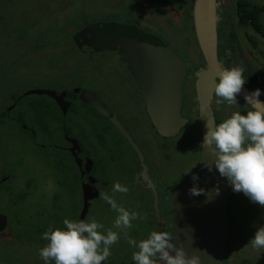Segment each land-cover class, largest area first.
Returning a JSON list of instances; mask_svg holds the SVG:
<instances>
[{"label": "rangeland", "instance_id": "374dc122", "mask_svg": "<svg viewBox=\"0 0 264 264\" xmlns=\"http://www.w3.org/2000/svg\"><path fill=\"white\" fill-rule=\"evenodd\" d=\"M248 1L264 3V0ZM140 3L147 6L143 21H140V28H149L155 34L157 32L162 39L180 49L186 54L190 75L196 72L193 64L197 50L192 43L190 24L186 23L189 15L185 17L186 9L179 8V4L174 8V4L168 2L158 5L156 0H0V24L6 26L7 33L6 38L0 39V105L3 106L13 98V82L22 76L24 70L27 72L29 83L39 82L37 89L53 87V83L69 86L77 79L85 81V76L80 78L76 68L86 63L87 57L74 48L76 43L70 34L81 28L85 22L91 21L88 15L103 13L120 16V8L122 14L124 11L133 14ZM234 4L235 0H218V18L226 21H220L225 25L219 29L221 42L217 47L225 44L224 47L229 48L231 38H228V32L233 29L236 32V41L243 43L245 39L244 30L232 26L236 22ZM147 15H150L149 19ZM262 17L264 19V12ZM124 19L132 22L136 20L133 15ZM262 44L264 49V41ZM10 53L14 67L11 71H6L9 61L6 56H10ZM222 53L230 65V58L233 57L225 51ZM103 56L110 64L118 62L114 52L103 51L101 57ZM114 68L118 70L120 66L114 65ZM121 74L123 73L120 71V78H124ZM92 77L89 74L86 78L89 81ZM260 85L261 89H264V77L261 78ZM30 100L31 97L25 102L21 101L15 111H21L24 117L34 123L32 126L35 134H32L30 129L24 133L20 132L18 126L0 122V177H8L0 191V196L6 195L5 198L0 197V210L8 216V228L11 233L9 235L7 231L0 235V245H14L13 249L18 258L12 253V259L21 260L24 264H45L39 255V249L47 244V241L42 239L43 233L49 230L50 225L53 228H64L65 218L82 219V190L76 166L69 161L65 153L54 147V144L62 142V138L58 136L61 124L65 126L66 132L78 138L84 153L94 160V174L101 179L119 180L125 177L124 174L128 173L125 170L129 171V166L126 165L136 164L137 157L132 150L120 146L107 123L100 124V132L95 117L93 120L80 118L78 121L75 116L59 119L51 107L47 108L44 99H39V107L35 108L28 105ZM237 110L246 114L243 107ZM233 111L236 110L221 111L219 121ZM143 118L146 119L143 115L137 117L138 122L141 121L142 125H145ZM133 137L148 163L151 162L150 153L153 155L159 152L150 140H143L141 124L139 126L137 123ZM42 144L51 147L40 148ZM165 145L168 149L163 148L159 159L157 155L156 158L165 164L164 173L169 176V183L174 184L182 181L185 174H189L195 165L197 137L184 130L173 136L172 140L166 141ZM187 170L189 171L186 172ZM229 186L232 189L231 185ZM127 187L130 191L127 194L116 193L115 199L126 209L147 216V220H134L133 227L128 230V236L139 241L155 230L156 217L152 197L139 185L130 184ZM112 188L113 186H108L105 192L111 195ZM231 192L237 199L232 202L229 200L227 205L229 234L224 262L264 264V249H254L249 243L257 228L264 225V207L252 202L243 192H235L233 189ZM166 212L164 208V219L169 220L170 213ZM116 215L111 206L99 198L92 201L83 219L94 217L107 229L112 227ZM139 230L141 231L138 232ZM135 250L121 232L119 241L111 246L112 255L102 264H129L133 261L132 253ZM48 264L55 262L49 261Z\"/></svg>", "mask_w": 264, "mask_h": 264}, {"label": "flooded vegetation", "instance_id": "af4514ba", "mask_svg": "<svg viewBox=\"0 0 264 264\" xmlns=\"http://www.w3.org/2000/svg\"><path fill=\"white\" fill-rule=\"evenodd\" d=\"M156 1L159 2L156 3L158 5L168 2V4H174V8L176 5L179 4L178 5L179 8L181 9L183 8V10L184 8L186 9L184 15L185 17L189 15V17L187 16L188 20L186 23L190 24L188 25L193 38L192 43L197 50V54L193 64L196 72L190 75L191 73L189 70L186 54L183 53L180 49H176L174 45L172 46L167 41L162 39L161 36L157 35L158 34L157 32L155 34L152 30H149V28H147L146 30L140 28L142 26L140 24V21H143L142 17L145 15V10H146L145 8L147 7L144 4L142 5L140 3L137 10L133 14L127 11H124L122 14L121 12L122 8H120L121 9L120 16L105 15L103 13H94V15L92 16L88 15V18L90 17L91 21L85 22L81 28L76 29L75 32H73V34H70L71 38L76 43V46L74 48L83 52L87 57V59L85 58L86 63L80 64L79 67L76 68L78 69L76 71H78L79 77L81 78V76L84 75L86 80L85 81H83V79L74 80L72 81V84L69 86H67L68 84L65 86H58L53 83L52 84L53 87L44 88V89L53 90L54 93L58 95L57 97L58 103H57V101L53 100L51 97H49V95L27 93L31 89H37V87H39L40 85L39 82L29 83L26 78L27 72L24 70L22 71V76L18 77L19 79L13 82V88L15 90L13 98L12 96H10L12 98L10 102L4 104L3 106L0 105V122L13 125L14 127L18 126L20 132L21 131L26 132L27 129H30L31 133L35 134L34 127L32 126V124L34 123L29 121L28 118L24 117V115L20 113L21 111H15V109L17 108V106L20 104L21 101L25 102V100H28L31 97V100L29 101L28 104L29 106H33L34 108L39 107V102L42 98L44 99V104H46L47 108L51 107L55 111V114L56 113L58 114L59 119L64 120L65 118L67 119L72 118L70 116H75L78 121L80 118L82 119L88 118L89 120H93L95 117L98 120V126H99L98 130L100 128V124L107 123L111 130V133H113L116 136L117 138L116 141L120 143V146H125L129 150H132L137 157L136 164L129 163L128 165H126V167L129 166V171L125 170V172L128 173L124 174L125 177L119 180L101 179L100 176L94 174L93 172L94 160L84 153L78 138L70 135L69 132H66L63 123L61 124V128H60L61 130H58L59 133L58 136L62 138V142H60L59 144L58 143L54 144V147L58 148L61 152L65 153L69 157V161L76 166L77 174L79 176V184L81 188L82 185L83 186L85 185L86 186L85 189L87 190L88 195L92 196L87 206V210L84 213L82 219L85 217L86 213L88 212V209L91 207L92 201L95 199H99L100 193L105 192V188H107L108 186H113L117 182L121 183L124 186L130 184L139 185L142 188H145L151 194L152 203H153V212L155 213V217H156L155 230L167 231L169 233H172L173 235V226H172L173 213L170 202V193L173 191V189L180 186L182 182L186 180L185 178H187L190 175V173L185 174V177L183 178L182 181L180 182L178 181L175 182L174 184H171L169 183V176L164 173L165 164L158 160L159 155L161 156L162 154V149L163 148L165 150L168 149V147L165 145L166 141L172 140L173 137H164L157 133L156 129L149 120V117L147 116L144 99L139 89V86L136 84L135 79L132 73L130 72L128 66L119 57L118 52L116 50H103V51H110L115 53V59H117L118 62L110 64L108 63L106 57L104 56L101 57V53L103 51H98L96 49L88 47L82 44L79 40L80 38L79 33L81 34L82 28L87 27L89 25L97 24L98 22L99 23L115 22V23L131 26L135 30H139L143 33L155 35L156 37L159 38L162 44H164L172 52H174V54L185 65V75L180 84V94H181L180 114L185 118H188V125L186 127H181L179 132L186 130L187 132L197 137V147H195L197 150V157L195 160V164H196L200 150V131H199V121L197 117V98H196L193 82H194V78L196 77V74L204 67V62L198 50V47H196L197 45L192 29V19H191L192 0H187L185 3H183L185 0H156ZM248 2L253 3L252 1H248ZM258 4H264V3H258ZM263 12L264 10L260 14V19H261L260 21L264 29V19L262 17ZM131 15H133L136 18L134 22H132L129 19L128 20L124 19V18H129V16ZM149 16L147 15L148 19L150 18ZM86 20L87 18H85V21ZM221 20L223 19L219 17L217 23L218 21L220 22ZM232 26L234 28L240 27L241 29L244 30V37H245L243 41L244 44L236 41V32H234L235 29L231 30V32L229 31L230 33L228 32V38L229 39L231 38L230 40L231 43L228 46L229 48L228 49L225 48L224 47L225 44H224V45H220L217 49V55H218V61L220 63V67L227 68L236 65H242L245 69L244 76L246 79V83L244 85L251 92H253L255 89H260L261 94L258 98L264 102V89H261V85H260V80L262 77H264V59H263L264 49L262 48L263 47L262 43L264 41V38L261 34L254 31L253 28H251V26L248 24L243 26L240 25L236 20L235 24ZM219 29L220 28H217L218 45L221 42V38H219L220 37ZM249 29L253 30L254 32H251ZM255 33L258 35L257 37ZM251 34H253V36ZM2 37L3 38L7 37L6 26H1L0 24V39H2ZM223 51H225L226 53L231 55V57H233V59L230 58V65L228 64V59L223 58L222 56ZM224 55L226 57V54ZM6 57L9 58L6 71H11L12 68L14 67L12 62L13 61L12 53H10V56L7 55ZM114 65H119L120 69L118 70L115 69ZM120 71L123 73L121 75H123L124 78H120ZM89 74L92 75L93 77L91 80L88 81L86 77ZM118 74L119 76H117ZM85 92H89L90 94H87ZM35 96H39L40 98L35 99L36 98ZM84 99L90 101L91 103L84 101ZM216 99L217 97L213 93V97L210 104L214 114L215 123L220 122L218 118L220 116L221 111L237 110L242 107L247 110L251 107L250 105H248L238 97H236L237 105L222 106L223 104H227V102H224L218 107L215 103ZM142 115L145 116L147 119L146 120L143 118V122L145 125H142V122L141 121L138 122L137 119L138 116L141 117ZM137 123H139V126L141 124V135L143 137V140L145 141L150 140L152 146L155 148V150H158L159 152L158 154H153V155L150 153L151 162H153L155 159V162H153L152 164L150 161L148 163L147 159L145 158V155L143 154V152L135 142L134 139L135 137H133V131L136 129ZM99 131L102 132V129H100ZM39 147L49 148L51 146L42 144ZM137 149H139L140 154L138 153ZM156 155L158 159L156 158ZM7 178H8L7 176L0 177V191L2 190L1 187L7 181ZM228 185L230 184L228 183ZM231 191L232 190L230 189L228 201L230 200L232 202V199H234L235 196L234 197L232 196ZM0 197L5 198L6 195H1ZM82 203H83V199L81 200V209H82ZM161 206H163V208ZM0 207H2L1 204ZM164 208H165V212L168 211L170 213L169 220L164 219L163 216ZM9 225L10 224L8 223L7 214L0 210V235H2L7 231L9 232V235H11L10 230L8 228ZM140 231L141 230H139L138 232ZM173 241H174V237H173ZM15 243L20 244L22 242H15ZM13 246L10 247V245L8 244L0 245V264H24L22 263L21 260L16 259L17 260L16 261L15 259H12L10 257L12 253H15ZM16 256L18 258L17 254ZM133 263H134L133 261L129 262V264H133Z\"/></svg>", "mask_w": 264, "mask_h": 264}, {"label": "water", "instance_id": "95a60500", "mask_svg": "<svg viewBox=\"0 0 264 264\" xmlns=\"http://www.w3.org/2000/svg\"><path fill=\"white\" fill-rule=\"evenodd\" d=\"M217 3V0H192L191 3L193 34L204 62V67L193 82L197 98L200 150L190 175L170 193L173 243L183 248L188 256L198 255L200 264H225L228 235L230 187L227 178L220 175L214 164L211 171L205 167L204 164L215 157L206 146L202 147L206 123L211 126L215 122L211 104L207 106V100H212L214 78H218L221 69L217 55ZM101 27L102 31L97 28V24L82 28L80 42L98 51L116 50L139 86L147 116L157 133L164 137L177 135L181 127L188 125V118L180 114V84L185 75L183 62L153 34L115 22L103 23ZM27 93L46 94L56 101L58 97L49 89H31ZM245 93L252 92L243 85L237 97L246 103ZM201 105L204 107L201 108ZM137 151L140 154L139 149ZM192 174L198 176V180L193 181ZM194 185L204 189V192L191 195L189 189ZM85 187L82 185L81 188L83 203L80 218L92 198Z\"/></svg>", "mask_w": 264, "mask_h": 264}, {"label": "clouds", "instance_id": "9594fccd", "mask_svg": "<svg viewBox=\"0 0 264 264\" xmlns=\"http://www.w3.org/2000/svg\"><path fill=\"white\" fill-rule=\"evenodd\" d=\"M244 71L242 65L219 70L212 90L218 107L224 102L229 106L237 105L236 97L246 83ZM260 94V89L245 93V101L251 105L245 110L246 114L236 110L219 123L213 122L210 126L207 122L202 147L206 146L215 157L204 164L209 171L214 164L220 175L227 178L233 191L243 192L252 202L264 207V102L258 99ZM210 103L209 98L207 106ZM192 179L196 181L198 176L192 174ZM129 191V187L117 182L111 195L100 193V198L117 213L110 228L104 229V225L94 217L80 220L65 218L64 228L50 225L42 235L47 244L39 249L45 264L49 261L55 264H102L112 255L111 246L119 241L121 232L128 244L136 249L132 253L135 264H158V261L162 264H200V257L186 255L183 248L172 242L173 235L167 231L153 230L139 241L128 236L134 220H147L146 215L117 203L115 194H127ZM203 192L204 189L195 185L189 189L194 196ZM249 243L254 249H264V225L257 228Z\"/></svg>", "mask_w": 264, "mask_h": 264}, {"label": "trees", "instance_id": "16d2710c", "mask_svg": "<svg viewBox=\"0 0 264 264\" xmlns=\"http://www.w3.org/2000/svg\"><path fill=\"white\" fill-rule=\"evenodd\" d=\"M217 2H218V0H217ZM263 10H264V4H258L255 2L250 3L246 0H235L234 14H235L237 22L243 26H245L246 24L250 25L254 31L261 34L264 38V29H263V27L261 25V21H260L261 20L260 14ZM217 13H218V11H217ZM223 21H226V20H222V22ZM102 24L103 23H99V22L97 23V28L100 31H102V27H101ZM223 24L224 23L221 24V22L218 21L217 28H221V26H223ZM94 25H96V24H93V26ZM232 196L234 197V194H232ZM234 199H237V198L234 197ZM234 199H232V200H234ZM224 261H226V257H225Z\"/></svg>", "mask_w": 264, "mask_h": 264}]
</instances>
